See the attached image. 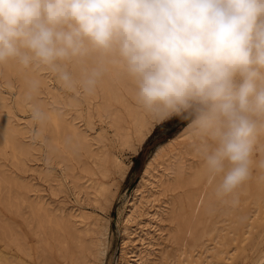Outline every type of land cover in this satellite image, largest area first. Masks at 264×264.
Here are the masks:
<instances>
[{
  "label": "clouds",
  "instance_id": "9594fccd",
  "mask_svg": "<svg viewBox=\"0 0 264 264\" xmlns=\"http://www.w3.org/2000/svg\"><path fill=\"white\" fill-rule=\"evenodd\" d=\"M10 63L86 94L117 66L153 121L189 120L217 198L235 200L252 178L264 147V0H0V66ZM27 85L43 122L39 81Z\"/></svg>",
  "mask_w": 264,
  "mask_h": 264
},
{
  "label": "rangeland",
  "instance_id": "374dc122",
  "mask_svg": "<svg viewBox=\"0 0 264 264\" xmlns=\"http://www.w3.org/2000/svg\"><path fill=\"white\" fill-rule=\"evenodd\" d=\"M35 70L44 76V83L39 84L40 102L49 109L59 108L63 114L68 110L72 116H80L79 121L88 134L99 141V145L94 146L95 152L109 155L106 162L109 174L103 177L94 159L84 153V157L97 175L84 172L77 162H74L73 167L75 173L82 179L84 186L91 182H104L106 190L98 193L90 190V193L87 189L76 187L72 179L66 176L62 164L51 157L48 133L44 130L40 131L41 122L32 119L30 102L17 93L18 86L11 87L7 83L4 71L0 70V118L17 128L24 127L26 132L30 131L27 136L32 138L33 142L31 154L24 164L19 161L21 156L16 157L10 145L4 142L0 147V242L5 246L6 252L10 256L13 255L9 262L2 264H24V262L83 264L85 260H88L89 264H95L101 243L104 245V259L107 264H113L114 261L118 264H126L128 258L125 253H128V256L139 254L135 249L129 247L128 251L124 247L126 239L124 221L135 192L137 189L145 188L141 182L145 164L155 148L173 138L186 126L184 124L189 123V120L174 117L163 123L154 121L153 133L145 142L147 146L144 147L141 157L135 160V167L132 168L129 163L130 154L135 151L118 140L114 128L97 116L89 118L85 102L72 90L66 88L56 74L43 69ZM46 81L49 82L51 89L46 87ZM51 90L58 96L59 100L56 103L49 94ZM69 98L79 99L80 102L75 100L67 105L65 100L69 102ZM163 130H166L165 135H161ZM190 158L185 156L183 161L189 164ZM262 158H264V147H258L252 178L242 186L235 200L217 198L214 187L204 189L199 185V190L194 191L199 196L206 194L211 203L208 206H212L205 209L206 211L203 210L201 216L199 215L204 224L201 223L196 231L198 235L205 234V237L203 243L201 241L198 245H193L194 247L191 246V239L185 241L191 227V210L188 208L185 210V217L180 222L169 220L173 210V200L184 196L188 190L183 192L163 190L148 196L147 199L151 204L146 206L147 212L156 215L160 221L150 222L146 215L140 218L144 230L145 228L147 230L140 229L139 235L148 239L144 233H150L149 237L154 238L152 245L155 246V250L151 249L143 253L145 264H201L204 258L206 264H262L264 262V169L259 167ZM181 160L177 150L165 153L156 162L157 180L153 178L152 181L158 184L159 178L167 173L166 171H175L176 164ZM130 168H132L131 176L128 175ZM124 171H126L125 176ZM6 176L20 184L10 183L11 180ZM27 186L31 192L27 193ZM28 196L35 199L43 197L54 212L64 213L63 215L68 217L71 214L77 215L75 219L79 222L76 225L81 230L79 237H65L61 229L50 228L44 220L45 217L35 214L29 207L28 199L25 198ZM153 205L154 209H150L149 206ZM113 209L116 213L114 231L111 227ZM257 211L259 212L256 214ZM148 222L154 226L155 231ZM150 253L152 257L148 256ZM190 255L192 256L189 258ZM147 259L151 260L147 261Z\"/></svg>",
  "mask_w": 264,
  "mask_h": 264
},
{
  "label": "bare ground",
  "instance_id": "6f19581e",
  "mask_svg": "<svg viewBox=\"0 0 264 264\" xmlns=\"http://www.w3.org/2000/svg\"><path fill=\"white\" fill-rule=\"evenodd\" d=\"M0 70L4 71L7 78V83L11 87L18 86L17 93H19L24 98H26L28 92V80L35 79L39 81V84L44 83V76L41 73H38L35 69H25L17 64L10 63L6 66H0ZM71 70L73 71L74 77L78 80L83 68L79 65H76L72 66ZM45 84L47 88L51 89L48 81H46ZM70 90H72L79 96L80 99H82V101L85 102L89 118L97 116L102 121H105V123L107 122L109 126L114 128L115 136L118 137V140L123 144L128 145L135 152L139 151V149L152 135L155 122L137 103L135 99L134 85L121 68L112 65L108 66L98 81L96 89L91 94L84 93L79 87H73ZM40 94L41 91L39 89L38 94L35 96V102H38L41 105L43 111L47 115V119L41 122L39 129L40 131L44 130L48 133L49 153L51 157L55 161H58L62 164V166L65 168L67 174L66 176L72 179L76 187L87 189L90 193L92 190L96 191L97 193L106 190L104 182H91L90 184H86L84 186L82 184V179L77 176L73 167L74 162H77L79 165H81V168L84 172L97 175V173L94 172L93 168L90 166L89 161L84 157V153H86L89 158L94 159V162L98 166L97 168L99 173L103 177H107L109 170L106 167V162L109 155L107 156L105 153L95 152L96 148L94 146H98L99 141L96 138H92L91 135L88 134V131L83 127L84 125L81 124V121H79V115L74 117L68 110L65 111V114H63L60 112V109L56 107L49 109L40 102ZM49 94L55 103L59 100L57 94L54 91L51 90ZM75 100L77 99L69 98V102L65 100V103L68 105L70 102ZM187 125L183 127L169 141L157 146L146 163L142 173L141 182L143 185H145V188L147 187V189H137L133 199L130 201L129 212L124 221L126 234L124 247L125 249L129 247L133 250L135 249L137 252H139V254L137 253V255L132 254L133 256H128V253H125V256L128 258L126 264H129L130 261L134 262V264H145L146 260L144 259L143 253L151 249L155 250V246L152 245L154 238L152 236L149 237L150 233H144V235L146 234L148 236V239L147 237L139 235L140 229H142V231L147 230V228L144 230V226L142 225L143 222L140 220V218L146 215L148 216L147 219L150 222L152 221L153 223H156L160 221L156 215H151V213H149L150 211L147 212L146 206L151 204V201L147 199L148 196H153L163 190L182 192L188 190V192L185 194L186 196H179L177 199L173 200V210L169 215V220L172 222H180L185 217V210H187V208L190 209L192 214L190 215L191 227L189 228L188 237L185 238V241L191 239L192 247L198 245L201 243V241L203 243L205 234L198 235L196 228L202 223L200 216L203 213L201 212L205 209H209L212 206H208L211 203L208 201L206 194L202 193L203 195L199 196V194L194 193V191L199 190V185H202L204 189H209L211 187L213 189L214 185L210 183L207 178L205 169L203 167L202 157L196 151L197 141L187 129ZM28 132L30 133V131ZM28 132H26L24 127L17 128L11 123H8L7 121L0 118V135L3 136V138L0 139V147L4 144V142L10 145L14 150L16 157L19 155L21 156L19 157V161L23 162V164L32 151L33 142L32 138L27 136ZM175 150L178 151V156L179 158H182V160L176 164L175 171H166L167 173H164L163 176L159 178L158 184H155L152 180L153 178L157 180L156 175L158 171L155 167L156 162L161 159L168 151ZM185 156L191 157L189 164H187L185 160L183 161ZM123 175H126V171H124ZM9 180H11L9 182H12V184H20V182L18 183L11 178H9ZM28 192H31V190L29 191V187L27 186V193ZM258 194H260V192ZM25 198L28 199L29 207L32 208L35 214L45 217L44 220L47 222L50 228L61 229L65 237H79L81 230H79L76 225L79 222L77 219H75L78 217L77 215L74 216V214H71L70 217H68L63 215L64 213L52 211V207L47 201L43 199V197H40V199H35L29 196L28 198ZM149 207L150 209H154V205ZM165 212L166 210L163 211V213ZM258 212L259 211H257L256 214ZM186 220L188 221V219ZM80 223H84V221H80ZM149 225H151V223H149ZM151 227L154 229V226L151 225ZM12 256L6 252L5 246H3L0 242V264L3 262H9ZM148 256L152 257L151 253ZM191 256L192 255H190L189 258ZM148 260L151 259H147V261ZM22 261L24 262V260ZM24 264H27V262H24ZM83 264H89V261L85 260ZM201 264H206V258L202 259Z\"/></svg>",
  "mask_w": 264,
  "mask_h": 264
},
{
  "label": "snow or ice",
  "instance_id": "6c2138e0",
  "mask_svg": "<svg viewBox=\"0 0 264 264\" xmlns=\"http://www.w3.org/2000/svg\"><path fill=\"white\" fill-rule=\"evenodd\" d=\"M166 134V130L161 131V135H165ZM3 136L0 135V139H2ZM147 145H143L140 149V151H137L135 153H131L130 154V161L129 163L131 164L132 168L135 167V160L143 153V149L144 147H146ZM132 168L129 169V173L128 175L131 176L132 174ZM115 219H116V213H115V209H113V215L111 218V227L112 230H115ZM105 253H104V245L103 243H101L99 249L97 250V254H96V259H95V264H107V261L104 259ZM113 264H118V262L114 261ZM129 264H131V261L129 262Z\"/></svg>",
  "mask_w": 264,
  "mask_h": 264
},
{
  "label": "trees",
  "instance_id": "16d2710c",
  "mask_svg": "<svg viewBox=\"0 0 264 264\" xmlns=\"http://www.w3.org/2000/svg\"><path fill=\"white\" fill-rule=\"evenodd\" d=\"M184 125H187V123L186 124H184ZM142 155V154H141ZM141 155L136 159V160H138L140 157H141ZM146 165V164H145ZM144 170V169H143Z\"/></svg>",
  "mask_w": 264,
  "mask_h": 264
}]
</instances>
